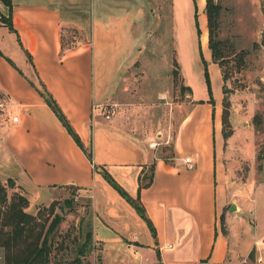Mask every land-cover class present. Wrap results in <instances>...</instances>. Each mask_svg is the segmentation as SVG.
Masks as SVG:
<instances>
[{"label":"crops","instance_id":"obj_1","mask_svg":"<svg viewBox=\"0 0 264 264\" xmlns=\"http://www.w3.org/2000/svg\"><path fill=\"white\" fill-rule=\"evenodd\" d=\"M82 2L11 0L8 13L0 1V15L11 23L9 28L0 19V96L7 101L0 110V134L6 129L0 145L10 156L13 168L8 171L25 190L35 195L45 190L47 202L65 184L88 197L92 241L97 247L91 252L92 264H239L248 259L250 249L251 264H264V247L255 246L264 245V237L240 243L234 230L221 229L224 206L235 188L227 183L221 102L211 114L207 100L200 56L203 40L198 41V15L194 17L198 3L194 8L192 0H171L170 18L167 15L174 59L182 86L189 87L191 104L178 118L172 138L174 156L166 161L119 125L120 115L103 116L104 103L125 101L128 86L122 73L138 61L153 34L158 35L151 31L157 15L154 19L144 0H94L86 39L62 50V24L81 28L82 22L62 12ZM205 33L207 41L206 28ZM164 48L167 56V43ZM199 85H203L200 91ZM40 90L50 93L90 157L74 142ZM151 163V181L138 188V176ZM104 172L138 199L142 215ZM252 174L241 191L264 185L263 178L256 179L255 171ZM229 209L239 212L241 206L230 203Z\"/></svg>","mask_w":264,"mask_h":264},{"label":"rangeland","instance_id":"obj_2","mask_svg":"<svg viewBox=\"0 0 264 264\" xmlns=\"http://www.w3.org/2000/svg\"><path fill=\"white\" fill-rule=\"evenodd\" d=\"M44 1L59 2V0ZM93 1L84 0L79 6L64 9L62 12L63 15L80 18L82 21L81 28L62 24L61 37L64 45L86 39L88 13ZM106 1L111 0H102L103 3ZM144 1L154 19V15H157V25L155 27L153 23L151 31L157 32L158 35L153 34L151 44L148 43L144 53H139L137 56L138 61L136 60V63L122 73L125 76L123 82L128 86L125 101L107 103H114L115 111L110 117L120 115L122 118L118 124L125 130L143 140L145 145L152 146L156 154H169L178 118L191 104L188 97L190 91L184 86L181 87V79L174 76L171 71L174 59L170 43L171 30L170 27L168 28L171 0ZM193 1L195 7L198 3V10L195 11L198 17H195V20L198 41L201 38L204 41H202L201 57L204 60L212 99V102L208 101L211 114L213 106L220 105L222 83L228 99V117L229 113L231 114L230 134L233 136L229 134L224 137L223 153L228 170L227 183L229 187L234 186L235 189L230 193L224 206V213L220 219L221 229L225 233L234 230L237 237H240V243L242 239H249L251 242L254 238L258 240L264 237V185L255 189L246 186L242 191L240 188L246 179L253 176L254 171L256 179H264V44L260 41L261 31L264 30V3L262 0H214L218 3L216 38L220 40L226 60L223 68L227 77L221 80L220 85L218 66L211 60L207 51L206 17L203 5L201 0ZM165 43L169 47L167 56L164 53ZM153 64L157 66V69H154ZM202 86L199 85V91ZM158 95L162 96L157 97ZM254 114L261 117V123L258 126H255L252 120ZM5 132L6 129L2 128L0 134L2 138L5 137ZM11 168L13 166L9 153L0 145V181H5L8 177L14 181L13 186L7 187L8 194L12 190H17L23 192L28 198V194L31 193L25 207L31 213H34L37 207L50 202L45 201V190L40 189L37 194L41 199L31 189L25 190L8 171ZM70 189L72 188L58 187L52 197L59 205L55 207V210L62 217L57 226L58 232L63 235L68 245H71L69 240L72 235L80 236L78 227L81 225L82 230L85 228L90 211L88 197L78 189H75L74 193H71ZM65 198H70L69 204L63 201ZM230 203L234 206L237 203L241 206V210L234 212V209H229ZM241 214L244 215L243 218ZM244 244L241 245V251L244 249ZM255 246L264 247L262 244ZM87 259L91 261L92 253L87 254ZM239 264H251V262L246 258Z\"/></svg>","mask_w":264,"mask_h":264},{"label":"trees","instance_id":"obj_3","mask_svg":"<svg viewBox=\"0 0 264 264\" xmlns=\"http://www.w3.org/2000/svg\"><path fill=\"white\" fill-rule=\"evenodd\" d=\"M0 1L8 7V13H10L11 0ZM203 11L206 17L207 46L210 58L218 65L221 80L223 81L226 79L227 75L223 68L226 60L223 56L220 40L216 38L218 3L214 0H204ZM195 15L194 10V17ZM0 19L4 20L8 27L11 28L9 18L6 20L4 16L0 15ZM260 41L264 44V30L261 31ZM60 45L62 50L69 47V45H64L62 37L60 39ZM201 59L203 62L205 87L208 94L207 100L212 102L207 83L204 60L202 57ZM172 64V74L180 78L179 68L175 59L172 60ZM184 87L189 89L187 86ZM221 91L220 123L222 135L226 137L230 134L231 128L228 119V99L223 83L221 85ZM39 92L60 123L72 136L74 142L82 149L87 157H90L89 149L84 147L82 141L79 139L78 135L73 130L64 113L54 101L50 93L46 90H40ZM260 118L261 117L256 114L252 116L255 126H258L261 123ZM160 156L166 161L171 160V157L174 156L173 148L171 147L169 154L160 153ZM152 167L153 164H149L148 169L138 176V188L140 186L147 185L151 181ZM103 175L108 182H110V184L116 188V190L136 209V211L142 215V207L140 206L138 199L128 195L108 173L104 172ZM13 182L14 181L10 177H8L5 181H0V264H90V261L87 259V254L97 249L96 245L92 241L90 218H88L85 222V228L83 230L81 229V225L78 227L80 236L77 237V235H72L69 240L71 245H68L67 241L65 242L63 235H60L58 232L57 226L62 217L59 212L55 210V207L59 206L55 199H51L47 205L37 207L36 211L31 213L25 209L28 204V198L23 192L12 190L8 194L7 187L10 188L13 186ZM62 186L67 188L71 187V193H74V190L77 189L76 186L70 184ZM63 201L66 202V204H69L71 200L70 198H65ZM247 257L249 260H252L253 249H250L247 252Z\"/></svg>","mask_w":264,"mask_h":264},{"label":"built area","instance_id":"obj_4","mask_svg":"<svg viewBox=\"0 0 264 264\" xmlns=\"http://www.w3.org/2000/svg\"><path fill=\"white\" fill-rule=\"evenodd\" d=\"M7 105V101L4 99V97L0 96V110L3 109ZM115 111V105L114 103H104L103 105V116L104 118H110V116L114 113ZM17 116L16 115H11V120H16ZM184 161L188 166L191 165L189 162V157L185 156Z\"/></svg>","mask_w":264,"mask_h":264}]
</instances>
